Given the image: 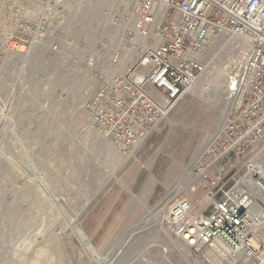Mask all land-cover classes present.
<instances>
[{"label": "rangeland", "instance_id": "1", "mask_svg": "<svg viewBox=\"0 0 264 264\" xmlns=\"http://www.w3.org/2000/svg\"><path fill=\"white\" fill-rule=\"evenodd\" d=\"M112 1L0 0V264L226 259L222 250L188 248L163 218L176 198L189 196L198 208L209 202L190 169L233 102L225 72L238 41L216 39L196 83L124 153L98 132L90 101L162 42L155 30L170 19L160 5L142 37L141 0ZM251 157L264 164V140ZM254 191L264 205V176ZM244 260L238 264H261Z\"/></svg>", "mask_w": 264, "mask_h": 264}, {"label": "built area", "instance_id": "2", "mask_svg": "<svg viewBox=\"0 0 264 264\" xmlns=\"http://www.w3.org/2000/svg\"><path fill=\"white\" fill-rule=\"evenodd\" d=\"M167 5L156 34L136 64L91 99L98 132L124 153L138 147L205 71L203 55L218 38L238 41L226 67L225 94L235 102L194 171L209 202L174 199L164 222L194 249L249 258L264 248V205L255 193L262 172L251 157L264 140V0H141L137 31L149 35L154 2ZM147 69V72L145 71ZM259 164L260 166L256 165ZM262 172V173H261Z\"/></svg>", "mask_w": 264, "mask_h": 264}, {"label": "bare ground", "instance_id": "3", "mask_svg": "<svg viewBox=\"0 0 264 264\" xmlns=\"http://www.w3.org/2000/svg\"><path fill=\"white\" fill-rule=\"evenodd\" d=\"M44 4H46L48 7H52V3H51V1L52 0H50V1H47V2H45L44 0H41ZM103 2L104 1H106V0H102ZM107 1H112V0H107ZM112 2H117V1H112ZM164 6L165 8H167V5L165 4V3H163V2H160V1H156V2H154V11H155V13H156V15H157V12H158V8H159V6ZM164 13L165 12H163V16H164ZM154 22H155V20H154ZM153 22V23H154ZM152 23V24H153ZM140 35V34H139ZM140 36H142V37H148V36H144V35H140ZM155 36L160 40V37L156 34V30H155ZM137 42H138V40H136V41H134V43H132V48H133V46H135L136 44H137ZM22 48V47H21ZM138 60V59H137ZM197 81V80H196ZM196 83V82H195ZM194 83V84H195ZM193 84V85H194ZM229 102H231V99H229V101H228V105L230 104ZM235 104V102L233 101V102H231V104L229 105V110H230V108L232 107V105H234ZM228 110V111H229ZM228 113V112H227ZM227 115V114H226ZM226 117V116H225ZM225 117H224V119H225ZM222 125V124H221ZM221 125H220V127H221ZM220 127H219V129H220ZM219 129H218V131H219ZM213 138L214 137H212V139H211V141H210V143L212 142V140H213ZM143 143V142H142ZM210 143L208 144V145H206L205 146V148L203 149V151L201 152V154L199 155V157H198V159L196 160L197 161V165L195 166H191V169H190V174L192 173V171H194L195 169H197L198 168V166H199V164H198V162H199V160H200V158L202 159V155H203V153H204V151L208 148V146L210 145ZM141 145V144H140ZM120 148V147H119ZM195 161V162H196ZM195 162H194V164H195ZM259 164H261L262 165V167H264V164L263 163H260V162H258ZM259 164H257L256 163V165L257 166H260ZM262 169V174H261V176H260V179L264 176V168H261ZM192 170V171H191ZM259 179V180H260ZM186 246L188 247V248H190V249H192V247H190L189 245H187L186 244ZM221 253V252H220ZM224 254H225V252H224ZM262 254V253H261ZM255 255V256H253V257H249V258H243V257H230V256H227L226 254V259H225V257L222 259V261L220 262V263H216L217 262V260H216V262H215V264H238L240 261L241 262H244V261H246V260H244V259H259L260 261H261V264H264V254H262V255ZM221 255H222V253H221ZM189 256L193 259V261L196 263V264H198L199 262H198V260L197 259H195V257H194V255L193 254H189ZM219 256V255H218ZM224 256V255H223Z\"/></svg>", "mask_w": 264, "mask_h": 264}]
</instances>
